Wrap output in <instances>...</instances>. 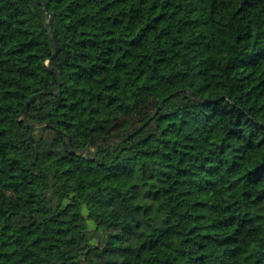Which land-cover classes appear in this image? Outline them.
Returning a JSON list of instances; mask_svg holds the SVG:
<instances>
[{
    "label": "trees",
    "instance_id": "1",
    "mask_svg": "<svg viewBox=\"0 0 264 264\" xmlns=\"http://www.w3.org/2000/svg\"><path fill=\"white\" fill-rule=\"evenodd\" d=\"M0 264H264V0H0Z\"/></svg>",
    "mask_w": 264,
    "mask_h": 264
},
{
    "label": "water",
    "instance_id": "2",
    "mask_svg": "<svg viewBox=\"0 0 264 264\" xmlns=\"http://www.w3.org/2000/svg\"><path fill=\"white\" fill-rule=\"evenodd\" d=\"M51 18H52V14L50 15L49 21L51 20ZM47 25H48V24L45 25L46 28H47ZM55 54H56V48H55V51H54L52 57H53ZM56 94H59V92H57ZM133 133H134V132H133ZM133 133H132V134H133ZM132 134H130V135H132ZM130 135H129V136H130ZM129 136H127V137H129ZM127 137H126V138H127Z\"/></svg>",
    "mask_w": 264,
    "mask_h": 264
}]
</instances>
